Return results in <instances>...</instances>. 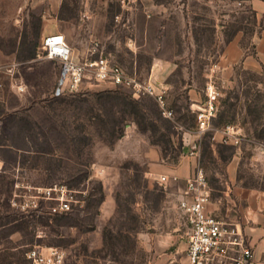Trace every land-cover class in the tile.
Instances as JSON below:
<instances>
[{"label":"rangeland","instance_id":"obj_1","mask_svg":"<svg viewBox=\"0 0 264 264\" xmlns=\"http://www.w3.org/2000/svg\"><path fill=\"white\" fill-rule=\"evenodd\" d=\"M58 32L78 61L107 58L155 95L91 75L57 95L61 63L42 45ZM262 42L264 0H0L15 82L0 73V264H31L35 247L62 264H187L179 204L197 168L214 213L264 214ZM211 83L218 112L201 132ZM61 187L72 211L52 215L42 191Z\"/></svg>","mask_w":264,"mask_h":264},{"label":"built area","instance_id":"obj_2","mask_svg":"<svg viewBox=\"0 0 264 264\" xmlns=\"http://www.w3.org/2000/svg\"><path fill=\"white\" fill-rule=\"evenodd\" d=\"M139 0H124V3H137ZM42 48L45 57L61 63L57 95L64 90L75 91L91 75L96 81L111 82L137 92L155 95L151 85L138 82L128 76L123 69L112 65L107 58H93L91 54L84 61L74 58L72 50L64 35L49 34L43 40ZM162 101V95H157ZM217 89L211 83L206 90L204 109L198 113V127L201 132L210 130L212 121L217 115ZM225 136L230 137L227 129ZM166 182L167 177L161 178ZM177 181V177H173ZM43 198L53 201L50 214L57 215L72 211V192L64 187L48 188L42 191ZM211 202V188L202 169L197 168L188 179L183 199L179 208L186 217L188 227L187 264H254L255 253L243 231L234 223L215 217L208 211ZM46 252L35 247L27 252L31 264H62L64 252L50 248Z\"/></svg>","mask_w":264,"mask_h":264},{"label":"crops","instance_id":"obj_3","mask_svg":"<svg viewBox=\"0 0 264 264\" xmlns=\"http://www.w3.org/2000/svg\"><path fill=\"white\" fill-rule=\"evenodd\" d=\"M59 33V32H58ZM62 34V33H59ZM63 35V34H62ZM65 38H67V34H64ZM68 40L69 36H68ZM259 44V43H257ZM264 42L261 43V47L263 48ZM74 47V46H73ZM260 47V45H259ZM236 46L231 47V50L236 51ZM72 50L74 52L78 51L77 48H72ZM76 54V53H74ZM235 55H238V51L236 52ZM87 56V55H86ZM229 59L231 61L236 60V58L234 57H230ZM252 61L250 60V58L248 57L246 59V63H251ZM13 72V68L9 67L7 69H1L0 68V73L5 74V76L3 77L4 80H7V83L11 86L14 87L15 86V82L14 79L9 75L10 73ZM3 85L0 83V88ZM1 118H0V126H1ZM0 135H1V131H0ZM255 201V200H253ZM262 202V205H264V199L262 198L260 200ZM255 203V202H254ZM211 202L208 206V211L213 214L215 217L222 219V220H226L229 221L231 223L236 224L244 233V235L246 236L249 244L253 247L254 253H255V259H254V264H264V214H260L259 212H256V210L253 211V213L249 214V212H247V214H245L243 217H241V220H238V218L236 217H230L229 219H225L222 216L214 213V211L211 210L210 208ZM255 219L257 220V222H261L262 227L258 228L254 225L255 223Z\"/></svg>","mask_w":264,"mask_h":264}]
</instances>
